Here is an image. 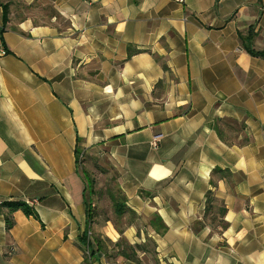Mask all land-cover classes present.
<instances>
[{
    "label": "crops",
    "instance_id": "1",
    "mask_svg": "<svg viewBox=\"0 0 264 264\" xmlns=\"http://www.w3.org/2000/svg\"><path fill=\"white\" fill-rule=\"evenodd\" d=\"M3 6L0 205L37 218L0 212V264H264V58L241 40L264 51V0H0V29ZM78 153L133 221L89 223Z\"/></svg>",
    "mask_w": 264,
    "mask_h": 264
},
{
    "label": "trees",
    "instance_id": "2",
    "mask_svg": "<svg viewBox=\"0 0 264 264\" xmlns=\"http://www.w3.org/2000/svg\"><path fill=\"white\" fill-rule=\"evenodd\" d=\"M8 21V7L7 6H3V28L0 29V39L2 40V34L4 33L5 29L4 26L7 24ZM242 43H243V47L245 49V51H247L251 56L253 57H257V58H264V51L262 52H257L252 50L251 46L248 43L247 39H241ZM82 156L81 159H85L88 162L92 164V166L100 173V174H106L107 172L101 168V166L98 165L99 159L95 158V157H91L88 154H84V155H80V153H78V169L80 166V157ZM106 164L108 165V163L106 162ZM80 173V172H79ZM81 174V173H80ZM215 174H222L223 177H228L229 176V172L226 171H222V170H213L212 175ZM83 181L85 183V203L87 206V218L89 220V223L91 224L92 221L100 215H104V216H108L106 215L103 211L101 210H97V205L95 204V197L100 196L101 194L98 193L95 189H94V181L92 179V177L90 176V174H88L87 171H82L81 174ZM115 177H117V180H119V176L117 171L115 170ZM108 195V199L110 200V204H111V212L113 213V216L121 223L122 218L125 215H129L128 218V222L133 221V219L136 217L135 214H133L126 206V198L124 196V194L121 192V190L119 189V184L117 185V192L113 193L111 191H109L107 193ZM215 202L214 197H213V193L208 192L207 194V199H206V215L203 218V220L201 222L198 223V226L201 227L203 224H206V220L208 217V212L211 209V204H213ZM94 205V208H92L91 206ZM2 210H7V214L5 215V227L6 230L9 231L13 225V219H12V214L18 211H21L23 214H25L26 216H33L35 218H37V214L35 213V211H33L26 203L24 202H8V203H4L2 205H0V212H2ZM219 218H216L214 220L209 221V225L211 226H219L221 228L225 227V222H224V215H225V209L223 207H221L219 209ZM115 227L116 223L114 224ZM98 241V240H97ZM97 241L95 240V244L97 245V247L99 248V242L97 243ZM79 244H80V248L84 253L85 256V260L88 259V257L92 256V252L90 251L91 249V243L90 241H88V235L87 233L81 237L79 239ZM100 249V248H99ZM130 250L133 252V250L130 248ZM88 254V255H87ZM134 254V253H133ZM135 255V254H134ZM84 260V261H85ZM88 261V260H87ZM85 261V262H87Z\"/></svg>",
    "mask_w": 264,
    "mask_h": 264
},
{
    "label": "rangeland",
    "instance_id": "3",
    "mask_svg": "<svg viewBox=\"0 0 264 264\" xmlns=\"http://www.w3.org/2000/svg\"><path fill=\"white\" fill-rule=\"evenodd\" d=\"M98 165L107 173L100 174L91 163L88 162L87 164L85 159L80 160L79 172L82 174V171H87L88 174H90L94 181V189L101 194L100 196L95 197V204H98L99 210L108 215V218H110L112 223H115L118 220L111 212V204L107 195L109 191L113 193L117 192L118 180L117 177H115V169L110 164L107 165L105 159H99Z\"/></svg>",
    "mask_w": 264,
    "mask_h": 264
},
{
    "label": "built area",
    "instance_id": "4",
    "mask_svg": "<svg viewBox=\"0 0 264 264\" xmlns=\"http://www.w3.org/2000/svg\"><path fill=\"white\" fill-rule=\"evenodd\" d=\"M172 2L180 5V6H183L185 5V2L186 0H171ZM6 54L5 52V49H4V46H3V41L0 39V56ZM159 140V137H155L152 141V147H156L157 146V142ZM82 158V156L80 157V159ZM92 208H94V205L91 206Z\"/></svg>",
    "mask_w": 264,
    "mask_h": 264
}]
</instances>
